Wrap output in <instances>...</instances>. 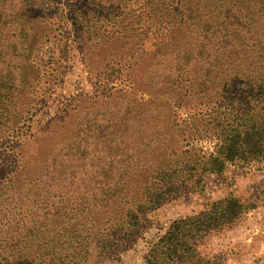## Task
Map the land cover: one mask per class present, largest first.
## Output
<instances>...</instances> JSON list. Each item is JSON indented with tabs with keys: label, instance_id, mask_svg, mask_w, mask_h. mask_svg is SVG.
Instances as JSON below:
<instances>
[{
	"label": "trees",
	"instance_id": "trees-1",
	"mask_svg": "<svg viewBox=\"0 0 264 264\" xmlns=\"http://www.w3.org/2000/svg\"><path fill=\"white\" fill-rule=\"evenodd\" d=\"M132 1L142 13L119 35L103 34L121 45L115 62L96 74L110 82L125 74L132 81V91L119 89L121 100L129 98L123 109L100 110L105 116L81 118L73 129L42 128L34 146L16 156L13 146L6 151L0 165V264H91L93 257H115L136 243L145 216L180 187L203 190L227 163L264 159V0ZM83 20L82 28H90V20ZM145 21L146 32L159 34L153 49L140 43ZM133 38L143 55L123 50L124 39L131 44ZM165 57L173 64L159 74L158 86L152 71ZM141 67L150 78L133 80ZM139 91L150 98L138 99ZM154 103L195 110L182 122V135L214 137L217 148L206 154L191 146L159 158L167 143L139 134L150 128L169 138L157 107H150ZM214 204L224 209L174 221L157 241L169 245L153 246L147 262H172L183 244L237 223L239 199L227 196Z\"/></svg>",
	"mask_w": 264,
	"mask_h": 264
},
{
	"label": "rangeland",
	"instance_id": "rangeland-1",
	"mask_svg": "<svg viewBox=\"0 0 264 264\" xmlns=\"http://www.w3.org/2000/svg\"><path fill=\"white\" fill-rule=\"evenodd\" d=\"M136 9L132 0H0V165L9 155L6 151L10 147L13 146L16 156L24 148L34 146V135L42 128L73 129L81 118H91L96 113L105 116L100 110L106 114L117 107L123 109L120 107L129 98L121 100L124 95L119 89L132 91V81L125 74H119L112 82L96 74L103 71L105 64L115 62L121 45L114 39L106 41L103 34L119 35L117 32L123 24L142 13ZM83 18L90 20V28H82L87 23ZM148 26L145 21L141 27L144 30L141 38L147 35L146 41L140 43L153 49L152 42L159 34L152 28L146 32ZM91 30L99 33H90ZM130 41L128 44L124 39L123 50L143 55L140 43L134 38ZM161 61L157 70L152 71L158 86L162 78L159 74L166 73L173 64L171 57ZM123 69L127 71V67ZM134 77L142 82L150 78L148 68L141 67L132 74L133 80ZM137 86L143 87L139 82ZM140 92L138 99L150 98L148 93ZM150 107H157L156 118L160 117L169 138L150 128L139 134L143 132L145 141L167 143L157 154L159 158L168 155L172 158L174 154H169L170 151L177 150L180 154L191 146L206 154L217 148L218 140L214 137L197 139L182 135V122L194 115L195 110L179 108V103L168 109L155 103ZM151 116H146L150 123ZM175 128L180 129L175 131ZM173 141H177V147L170 146ZM182 188L176 197L145 216L143 232L131 248L111 258L93 257L90 263L151 264L147 262V254L153 246L169 245L166 240L163 244L157 241L174 221L196 216L211 207L223 210L224 207L214 203L234 196L241 203L242 214L237 223L183 244L181 257L164 264H264L263 158L227 163L223 173L211 176L203 190L191 193L182 192Z\"/></svg>",
	"mask_w": 264,
	"mask_h": 264
}]
</instances>
